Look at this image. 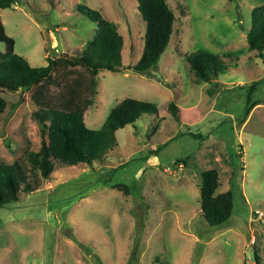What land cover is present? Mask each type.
Instances as JSON below:
<instances>
[{
  "label": "rangeland",
  "instance_id": "rangeland-1",
  "mask_svg": "<svg viewBox=\"0 0 264 264\" xmlns=\"http://www.w3.org/2000/svg\"><path fill=\"white\" fill-rule=\"evenodd\" d=\"M168 2L174 33L147 75L132 69L146 31L135 0H20L0 9L16 54L34 67L46 66L48 57L57 62L51 105L72 98L69 85L80 97L89 94L90 73L64 63L97 31L82 5L116 22L124 38L125 69L99 72L87 126L99 129L127 97L159 110L119 130L104 161L55 164L49 179L39 175L37 190L1 208L0 264H257L255 254L264 264V216L257 214L264 215V57L247 43L251 13L264 0ZM198 49L224 56L227 70L212 83H197L186 61ZM39 89L0 86L8 103L0 117L1 162L30 166L27 153L47 139L33 116ZM213 168L221 179L217 193L231 190L234 197L233 214L219 227L205 222L200 202L201 172Z\"/></svg>",
  "mask_w": 264,
  "mask_h": 264
},
{
  "label": "trees",
  "instance_id": "trees-1",
  "mask_svg": "<svg viewBox=\"0 0 264 264\" xmlns=\"http://www.w3.org/2000/svg\"><path fill=\"white\" fill-rule=\"evenodd\" d=\"M138 10L146 22L145 44L140 60L133 66L139 74H148L158 67L159 61L170 44L174 33L176 15L168 0H135ZM235 1V0H229ZM20 0H0V9L15 7ZM86 17L97 24L94 37L89 40L81 53L64 60L67 67H83L90 73L87 85L88 95L80 97L73 85H69L71 99L62 105H51L49 98L50 81L57 62L48 57L46 66L34 67L23 56L15 53V40L6 34L0 19V42L6 51H0V86L10 91L30 89L39 86L33 99L38 106L33 116L47 132L38 152L30 151L26 159L30 163L15 161L7 164L0 161V209L20 201L22 194L32 193L41 184L40 177L49 179L55 164L72 166L79 163L88 165L104 161L118 145L117 132L126 126L135 125L146 114L158 115L157 106L148 101L127 97L109 112L99 129L87 126L84 113L97 93L98 74L108 70L119 72L123 64L124 38L116 22L107 20L94 9L79 6ZM250 51L264 57V4L251 13V27L247 33ZM197 83H212L227 70L224 56L198 49L186 56ZM46 83V84H44ZM247 106L251 102V92ZM210 95L213 90L208 89ZM22 100V98L20 99ZM6 99L0 94V117L7 108ZM169 111L178 118L174 103ZM221 186L219 171L215 168L201 172V211L209 226L219 227L233 214V192L217 193ZM257 264L259 257L255 254Z\"/></svg>",
  "mask_w": 264,
  "mask_h": 264
},
{
  "label": "built area",
  "instance_id": "built-area-1",
  "mask_svg": "<svg viewBox=\"0 0 264 264\" xmlns=\"http://www.w3.org/2000/svg\"><path fill=\"white\" fill-rule=\"evenodd\" d=\"M257 214H259V216L263 217L264 215L260 212H257Z\"/></svg>",
  "mask_w": 264,
  "mask_h": 264
}]
</instances>
